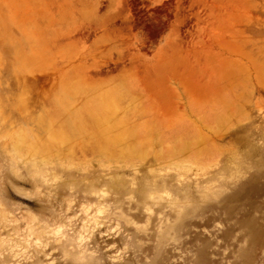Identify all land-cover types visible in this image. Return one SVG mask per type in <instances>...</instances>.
Returning <instances> with one entry per match:
<instances>
[{"label": "rangeland", "instance_id": "1", "mask_svg": "<svg viewBox=\"0 0 264 264\" xmlns=\"http://www.w3.org/2000/svg\"><path fill=\"white\" fill-rule=\"evenodd\" d=\"M164 215L159 264H264V0H0V264L157 262Z\"/></svg>", "mask_w": 264, "mask_h": 264}, {"label": "bare ground", "instance_id": "2", "mask_svg": "<svg viewBox=\"0 0 264 264\" xmlns=\"http://www.w3.org/2000/svg\"><path fill=\"white\" fill-rule=\"evenodd\" d=\"M116 112L118 113L117 110H116ZM114 114H115V110L114 109L99 110V111H97V110H88V111H85L84 117L86 119H88V121H89V122L87 121L88 123H90V121H92L95 125L102 126L104 130H107L108 131L109 126L104 125V123L107 120H109L110 117H112ZM106 138H108V136ZM115 138H117V136ZM111 141H113V140H111ZM162 179L163 180H168L167 177L166 178L165 177H162ZM151 189H152V191H150L149 194L147 196H145L144 201L142 202L143 207H145V212H147L149 215L152 212L151 206H148V204H149L148 202L149 201L158 203L157 202L158 199L159 200L160 199L169 200V197L171 196L170 192L167 191V190H165V191L162 192L164 194L163 196H165L166 198L165 197H162V194H158L157 196H155L154 193H159L160 192V189H159V187L156 184ZM180 189H181V187L178 188V190H180ZM102 192L104 193V191H102ZM181 208L182 207L179 206V210L177 211V214H176L177 215V218H179L180 215H181ZM168 214H170V213H168ZM160 222H161V224H160V227L159 228H160L162 234H161V237H160V241L158 243V246L155 248V250H156V256H157L156 257L157 262H151L150 264H159L160 262H162L164 253H166V249H165V247H163L164 243H162V241H161L162 239L161 238L163 236L164 230L165 229H168L169 230L171 228L170 226H172V225H171V222L169 221V218L167 217V215H164V217L162 219H160ZM163 226H165L164 227L165 229L163 228Z\"/></svg>", "mask_w": 264, "mask_h": 264}, {"label": "clouds", "instance_id": "3", "mask_svg": "<svg viewBox=\"0 0 264 264\" xmlns=\"http://www.w3.org/2000/svg\"><path fill=\"white\" fill-rule=\"evenodd\" d=\"M146 227V225H145ZM59 236V231L55 233ZM61 239L63 237H60ZM91 239V232L86 235L79 236L73 246L65 252L63 259L66 261V264H109V261L114 259L113 256L106 255V249L102 246L92 247L88 244V241ZM59 240H57V243ZM114 248L115 245H112ZM91 248V250H89ZM116 256H119V253H116Z\"/></svg>", "mask_w": 264, "mask_h": 264}]
</instances>
